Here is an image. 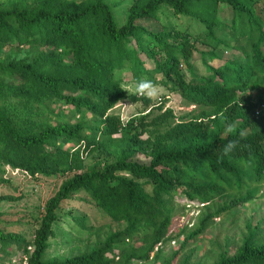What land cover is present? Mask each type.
I'll return each mask as SVG.
<instances>
[{
  "label": "trees",
  "instance_id": "1",
  "mask_svg": "<svg viewBox=\"0 0 264 264\" xmlns=\"http://www.w3.org/2000/svg\"><path fill=\"white\" fill-rule=\"evenodd\" d=\"M163 6L201 24L198 36L160 22ZM9 47L33 50L10 59L2 52ZM220 49L231 58L221 60ZM198 59L203 74L194 71ZM123 72L200 112L177 121L172 110L122 89ZM118 101L140 110L123 121L110 113ZM261 106L264 0H132L122 25L107 0H7L0 5V182L6 167L61 182L38 207L30 239L0 228V253L11 248L27 264H141L169 241L178 203L205 207L231 194L190 237L201 235L219 214L256 200L264 185ZM232 140L240 143L224 155ZM96 151L115 160L85 169L83 159ZM80 195L124 227L89 252L44 260L58 211ZM76 222L85 227V219ZM125 240L135 243L118 249ZM216 264H264V243L250 233Z\"/></svg>",
  "mask_w": 264,
  "mask_h": 264
},
{
  "label": "rangeland",
  "instance_id": "2",
  "mask_svg": "<svg viewBox=\"0 0 264 264\" xmlns=\"http://www.w3.org/2000/svg\"><path fill=\"white\" fill-rule=\"evenodd\" d=\"M7 0H0V5ZM111 6L114 19L118 25L125 22L128 8L132 0H107ZM222 18L226 15L222 13ZM160 22L171 23L180 32H186L195 38L202 30V25L186 16H174L171 11L163 6ZM151 26L158 27L152 22ZM197 46L206 51L208 47ZM33 48L14 47L2 50L4 56L10 59H22L27 56ZM220 49L216 52L221 60L231 58V51ZM207 60V59H206ZM208 61V60H207ZM194 71L203 74V66L198 59L194 62ZM183 71L184 67L182 68ZM187 77L188 74L186 73ZM123 85L128 88V93L134 92L135 83L129 72L121 74ZM160 87L161 95L152 100V105L163 106V110L170 109L177 121L187 120L197 115L201 108L187 104L179 96L168 94V91ZM165 101V102H164ZM123 110L122 106H115L110 113L121 117L123 121L135 115L140 110V104H131ZM157 112H154L156 114ZM64 146L71 147L69 142ZM115 160L114 156L103 151H96L83 159V167L89 169L97 164L110 163ZM7 168V169H6ZM3 181L0 182V197L11 198L0 202V228L7 232L20 233L28 239L31 238L37 223L33 220L38 207L51 198L56 192L61 181L53 178L37 177L29 178L24 174H16L14 170L6 167ZM13 172V173H12ZM231 194L216 199L205 207H186L185 203H178L173 215V224L167 235L165 247L158 258L150 259L141 264H216L222 255L231 257L236 254L245 238L250 233H255L256 240L264 243V185L260 189L257 199L246 205L238 206L228 212H223L218 217L208 222L205 231L191 238L199 220L212 214L228 203ZM84 200V201H82ZM89 197L77 196L75 200L64 203V210L58 211L59 222L54 225V237L48 241V248L43 259L64 260L82 253L91 251L103 243L110 232H115L124 227V224H114L101 213L91 202ZM85 219V227H81L76 220ZM171 239L174 240L172 244ZM170 242V243H169ZM135 242L118 245V249L131 247ZM24 264L21 255L8 248L4 254L0 253V264ZM117 260V258L115 259Z\"/></svg>",
  "mask_w": 264,
  "mask_h": 264
},
{
  "label": "clouds",
  "instance_id": "3",
  "mask_svg": "<svg viewBox=\"0 0 264 264\" xmlns=\"http://www.w3.org/2000/svg\"><path fill=\"white\" fill-rule=\"evenodd\" d=\"M121 88L125 91H128V88L125 85H121ZM138 97H144L149 100H155L161 95L160 87L157 83H154L152 80L149 79H140L135 83L134 92L132 93ZM117 106H122V118H123V110L128 107V103H125L124 101H118L116 102ZM227 131L231 132L233 131L232 127L230 126ZM243 137V133H241V138ZM240 141L239 140H232L229 141L228 144L224 145L223 147V154L228 155L231 153L238 145ZM12 264H16L15 259L12 260Z\"/></svg>",
  "mask_w": 264,
  "mask_h": 264
},
{
  "label": "built area",
  "instance_id": "4",
  "mask_svg": "<svg viewBox=\"0 0 264 264\" xmlns=\"http://www.w3.org/2000/svg\"><path fill=\"white\" fill-rule=\"evenodd\" d=\"M258 113H264V106H261L260 107V109L256 112V115L258 114ZM7 169V168H6ZM14 172L16 173V174H18L19 173V171L18 170H14ZM13 173V172H12ZM186 207H194V206H191V205H185ZM199 206H203V205H199ZM197 207V206H196ZM125 242L126 243H128L129 242V240H125ZM172 244H174V241H172L171 242ZM160 247V244H158L156 247H154V249H153V252L151 253V255L153 256V254L158 250V248ZM21 258H22V262L24 263V264H27V258H26V256H21Z\"/></svg>",
  "mask_w": 264,
  "mask_h": 264
}]
</instances>
